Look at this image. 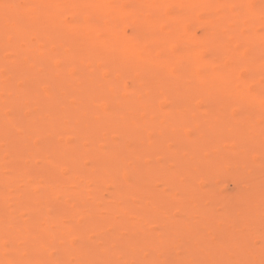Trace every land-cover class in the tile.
<instances>
[{
	"label": "bare ground",
	"instance_id": "obj_1",
	"mask_svg": "<svg viewBox=\"0 0 264 264\" xmlns=\"http://www.w3.org/2000/svg\"><path fill=\"white\" fill-rule=\"evenodd\" d=\"M222 16L232 17V28H238L224 43L214 36ZM128 17L134 18V35L124 31ZM188 19L192 27L169 26ZM60 35L64 40H57ZM176 35L181 43L172 44ZM94 43L105 47L103 60L77 65L73 57ZM263 50L264 0H0V90L9 71H35L38 61L51 64L54 81L43 91L45 100H28L42 111L0 109V264H103L97 258L107 262V247L87 251L90 239L83 231H97L94 238L107 241L99 231L107 213L126 225L114 235L135 264H264V230L257 233L254 226L264 227ZM107 56L113 65L107 66ZM158 74L174 78L167 85L179 96L175 105L167 97L156 100ZM62 80L65 86L57 89ZM8 97L26 102L13 92ZM111 102L117 105L110 111L116 124L85 123V134L57 138L64 150L46 148L67 122L64 111L79 124L88 111L107 114ZM244 108L260 113L247 119ZM145 123L150 128L141 127ZM241 130L248 136L241 137ZM231 137L236 144L226 145ZM18 145L27 147L13 154L18 166L6 165L7 150ZM183 150L188 154H177ZM107 154L115 161L113 199L135 196L134 203L99 205L100 189L107 187V176L98 173H107V159L100 158ZM61 157L88 164L69 167ZM221 157L227 161L204 169ZM34 162L46 168L30 173L27 166ZM242 165L260 172L247 174ZM142 167L147 171L137 173ZM163 186L170 189L165 194L152 189ZM65 215L72 217L74 233L59 221ZM52 230L59 232L58 246ZM109 253L112 264H125Z\"/></svg>",
	"mask_w": 264,
	"mask_h": 264
},
{
	"label": "rangeland",
	"instance_id": "obj_2",
	"mask_svg": "<svg viewBox=\"0 0 264 264\" xmlns=\"http://www.w3.org/2000/svg\"><path fill=\"white\" fill-rule=\"evenodd\" d=\"M117 1L120 3H126V0H117ZM148 4L149 3H147V5ZM262 4L263 3H258L257 7L262 9L263 8ZM149 6L152 9H157L156 5H153L152 3L149 4ZM159 10H161L163 12L167 11L168 14H171L174 12L173 9L168 10V9L159 8ZM197 15L199 16L197 18L202 17V12L197 11ZM67 18L69 19L70 16H67ZM132 19H134V18L128 17L122 21L123 25H125L124 31L128 35H134L136 33V26H135L134 22H132ZM6 22H9V20H6ZM216 22L219 24V26L221 28H219V30H217L214 33L215 34L214 36L216 39H218L222 43H224L226 41L228 35L232 36L233 34H235L237 32V31L235 32V30H238V28H232L234 25L237 24L236 20H234L232 17H223L222 16V17H219ZM20 23H22V22H20ZM23 23H25V22H23ZM193 25H194V21L192 19H188L186 21H181V22H172L169 26L171 27V29H173L175 31H179L183 28L192 27ZM226 27H230L229 28L230 32L226 33V31H224V29ZM177 36L178 35H176L172 38V41H171L172 44H175V42L181 43V41L177 38ZM57 38H58L57 40L62 41V40H64L65 36L60 35V37H57ZM105 52H106V49L103 45H99V44H95V43L90 44L88 46L87 51L82 53V54H76L73 57V61L77 65H79L80 62H85V63L89 62V61L100 62L101 60H103ZM263 52H264V50H263ZM54 53H56V54L59 53V50L56 48ZM107 54H108V49H107ZM114 54L116 55L117 51L114 52ZM3 64H4V62H3ZM34 65H35V71L27 70V69H20L18 67L17 69H14V70H11L8 72V74L3 79L5 81V84L2 87V89L0 90V96L2 98L0 101V109L9 110L12 112H26V111H28V109L31 110V108H36L39 112L43 110L42 108H38V106L33 107L32 105H30L28 103V100H30V101L31 100L32 101L39 100L40 101V100L46 99L45 95L43 94V91L49 85H51V84L53 85V82H54L53 77H52L53 68H52L50 63L43 62V61L35 62ZM108 65H113V60H109V58L107 56V66ZM36 71L40 72V73L37 74ZM37 77H38V80H37ZM157 79H158L157 80L158 86H155L156 87L155 91H157L160 95L157 96L156 100L158 102H160L163 100V98L167 97V99H168L167 101H171L173 103V105H175V103L179 99L178 98L179 96L176 92V89L170 88L167 85L174 78H172L169 75L158 74ZM124 83L127 86V88L132 87V80L130 78L125 77ZM20 86H23L24 90L23 89L20 90V88H19ZM64 86H65V83H63V80H62V81H60V84L56 85L55 87L58 89V88H62ZM11 92H13L14 94H18L21 97L23 96L24 98H26V102L21 103V104H17L14 101L10 100L8 97V94ZM168 97H170V98H168ZM56 102H59L60 104L65 103V101L62 99H60ZM162 104H164V102H162ZM116 108H117V105H115L111 102V103H107V114L106 113L105 114L99 113L96 110L95 111H88L85 119L82 122H80L79 124L75 123L74 120L70 119V114H68L67 111H64L63 112V118L65 120H67V122H65L60 127V129L57 132V136H55L56 139L53 140L52 142L48 143L46 145V148L49 151H53V150L62 151V150H64V148H66V146L62 143L61 140L58 141V139L61 136L66 135V134H68V135H70V134L74 135L76 133H80L82 135L85 134V130L83 128H80V126L85 124V123L86 124L90 123L91 125L90 124L89 125L91 127H94V128H97L98 124H96V123H98V122H107V124H110V125L116 124L117 121H116L114 115L110 114V111H113ZM87 109L88 108H86V110ZM212 111H213V109L210 107L206 110V113L209 112L211 114ZM259 113H260V111L257 108H255V109L244 108V110H242L241 115L244 118L252 119ZM176 120L178 123H185V122L189 121L188 118H185V119L176 118ZM0 121L2 122L1 117H0ZM142 126L150 128V124L145 123V124L141 125V127ZM232 129H233L232 126L226 127V130H228L230 132H232L231 131ZM151 130L154 131L156 134L158 132H160V130L154 126H151ZM239 135L241 137H247L248 133L245 130H241L239 132ZM232 138L233 137L228 138L225 141V144L226 145H229V144L235 145L236 139L235 138L232 139ZM207 143H208V141H207ZM237 144H239L238 141H237ZM212 148L214 150H217L218 152H220L223 150L224 147L221 148V146L214 144V145H212ZM22 149L26 150L27 147H24V145L23 146L18 145V146H14V147H9V149L7 150V153L9 154L10 157L7 158V161H6L7 164L6 165L9 164L10 166H15V165L18 166V161H16V159H14L13 154L16 151H19ZM177 154L185 155V154H188V151L183 150ZM255 157L258 158L259 155H255ZM225 158L221 157V158L211 159V160H209V162L207 161V163L205 165H203V167H204V169H207V168H211L212 166L222 164V163L227 161ZM100 159H105V160L107 159V173L98 172V173H101V174L107 176V187L105 186L102 189H100L103 200L101 203L98 202L99 205L103 204L104 202H107L108 204L109 203L113 204L115 202L121 203V202H126V201H132L134 203V201L136 199L135 196H131V198H129L131 200L125 199V198H118L117 200L113 199V194L115 191H114V188L112 186L114 183V175L115 174L112 170H110V166L115 161L108 154H107V158L101 157ZM159 160H161V159L159 158ZM60 161L64 164L68 165L69 167L73 166V165H77V164L78 165L88 164V160L82 159L81 157H77V158H75V157H61ZM162 164H163V166H166L164 163H162ZM27 167H29L30 173L31 172L34 173L36 171H42L46 168L45 166H43L39 162L31 163ZM241 169H243L244 172L247 174L256 175V176L260 172V169L258 167L249 166V165H242ZM146 171H147V168L142 167V168L137 170V173L143 174ZM21 172H23V171H21ZM197 181H199V180H197ZM200 184H202V181H200ZM24 189H26V188H24ZM152 189H154L155 192H159L162 194H165L167 191L170 190L167 186L152 187ZM20 191H22V189ZM82 194H79V197H81L82 199L87 197L86 193H82ZM53 208H54V205L53 206L50 205L48 207L49 214H53ZM246 209H248L247 206L242 207V210H246ZM72 220H73L72 217H70L69 215L59 217V221L61 223H63L66 228H69V229H71L69 222ZM125 226L126 225H124V224L120 225V223L114 218L113 219L108 218V213H107V225H106V227H103V228L100 227L99 228V231L105 232L103 234L107 235V241H101L100 239L94 238L97 231H95V232L83 231L84 235L90 239V243L86 246L87 251H89V252L94 251L98 247L99 248L103 247L102 245L104 244V247H107V262H105V260H104L105 257L103 255H100L97 258V260L100 263H103V264H112L113 263V261L111 260V257H110V253H109V251L111 252V250H112L113 252H116L117 254L121 255V258L116 261L117 263H119L120 261H124L125 264H135V258L133 255L128 254L127 252H124L123 250H120V248L117 247L118 239H117V236L114 235V231H115V229L120 228L122 230V232H124V230L126 228ZM254 226H255V229L258 231L257 233H260L264 230L263 225H261V223H259V222L255 223ZM71 232L74 233L75 230L71 229ZM51 235L52 236L50 237V239L53 241V245L58 246L60 244V241H61V239L59 238V236H60L59 232H57L56 230H52ZM52 251L56 255L55 250H52ZM178 251H180V248L178 250H176L175 252H178ZM57 255H59V253H57ZM70 258H73V257L71 256ZM30 264H39V263L36 260H31Z\"/></svg>",
	"mask_w": 264,
	"mask_h": 264
}]
</instances>
